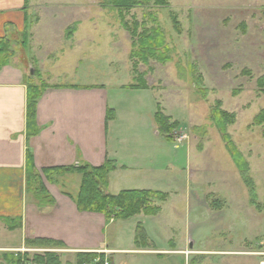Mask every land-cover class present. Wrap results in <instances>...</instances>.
Listing matches in <instances>:
<instances>
[{
	"label": "rangeland",
	"instance_id": "1",
	"mask_svg": "<svg viewBox=\"0 0 264 264\" xmlns=\"http://www.w3.org/2000/svg\"><path fill=\"white\" fill-rule=\"evenodd\" d=\"M74 1L75 15L66 3L33 0L20 30L8 23L11 39L2 37L11 43L9 62L29 66L33 80L106 85L111 106L123 117L111 129V147L118 146L126 163L135 162L138 150L149 157L146 165H157L152 185L169 194L160 214L117 219L103 230L111 246L129 248L142 221L152 239L146 247L117 252L114 263L264 264V121L255 122L264 110L258 86L264 76V0H140L132 9L108 0ZM157 30L166 61L131 57L141 34ZM134 68L152 91L117 87L140 83ZM157 102L175 123L173 142L156 133ZM217 104L233 114L228 132L249 163L258 205L212 119ZM112 184L113 192L126 187L117 178ZM100 234L96 228L91 237ZM49 251L59 254L61 264H77L75 251L30 246L0 254V264H38L36 256Z\"/></svg>",
	"mask_w": 264,
	"mask_h": 264
},
{
	"label": "crops",
	"instance_id": "2",
	"mask_svg": "<svg viewBox=\"0 0 264 264\" xmlns=\"http://www.w3.org/2000/svg\"><path fill=\"white\" fill-rule=\"evenodd\" d=\"M24 1L0 0V37L7 35L11 39L12 31L23 24L24 15H28L35 7L33 0H30L25 8ZM40 3H66V8L72 9L74 15L77 10L74 0H41ZM57 8L55 6L53 10ZM8 23L14 26L13 30L8 31ZM76 37L75 34L73 41ZM28 67L13 59L0 67V254L28 246V239L50 238L63 242V249L75 253H105L115 264L117 252L134 251L135 233L131 247L111 246L108 237L103 236V230L117 219L108 222L102 213L80 211L76 205L74 197L80 189V173H66L58 176L54 182L43 178L53 201L51 203L48 198L40 200L27 186L30 170L28 158L41 175L43 168L84 164L98 166L107 159L114 160L116 169L110 173L106 189L107 193L112 194L125 189L163 191L152 185L151 175L156 174L157 165L154 168L146 165L149 157L138 150L133 153L135 162L126 163L122 160L118 146L111 147V129L123 117L117 107L111 106L110 92L104 84L47 81L48 86L37 101L35 122H28V86H40L43 83L32 79ZM37 74L40 75V72ZM123 85L117 84V87L122 88ZM130 90L140 93L152 91L150 88ZM108 109L115 110L116 118L106 123ZM156 133L159 135L158 131ZM72 177H75L76 183L72 182ZM114 178L118 179V186L126 187L111 191ZM96 228H101L102 234L92 239V231Z\"/></svg>",
	"mask_w": 264,
	"mask_h": 264
},
{
	"label": "trees",
	"instance_id": "3",
	"mask_svg": "<svg viewBox=\"0 0 264 264\" xmlns=\"http://www.w3.org/2000/svg\"><path fill=\"white\" fill-rule=\"evenodd\" d=\"M143 1L148 2V0ZM108 2L110 5H117L121 9H132L142 5L140 0H108ZM157 2L162 3L165 2V0H157ZM28 3L29 0L24 1L25 8L28 6ZM27 28H25V34L27 33ZM136 30V27L132 28L133 33H136ZM161 42L162 40L160 39L158 30L152 34H148L147 31H144L139 39L138 50L131 52V57H138L142 59L144 63H147L150 57L165 62L166 60L162 55L163 53L160 51ZM24 44L27 47L26 41ZM11 56L12 50L10 40L6 37H0V67L7 64ZM134 65H136V63H134ZM134 71L140 79V83H131L123 87L126 89H148L149 86L144 80V73L137 72L136 68H134ZM47 86L48 84L46 82H43L40 86L35 84L28 86V122H35L37 101L42 91ZM258 86L261 90L263 89L264 92V76L259 78ZM157 105L154 119L158 127V132L168 142H173L176 140V137L172 134V131L175 129V123H171L170 118L163 114L160 103H157ZM107 112L106 123L116 118L114 109H108ZM211 113L215 126L224 142L225 149L229 153L232 162L241 173L244 183L249 187L252 203L255 204L256 200H254V198L256 197V190L254 181L248 174L249 163L239 151L232 136L228 132V126L233 122V114L224 111L220 104L214 106ZM262 121H264V110L261 111L255 119L256 123ZM28 164H30V170L27 174L28 189L33 191L35 195L43 201L49 196L43 178H46L50 182H54L58 176L66 173H80L82 175V181L79 192L74 197L78 209L84 212L102 213L108 222L115 219L127 220L141 213L156 216L162 211L161 204L169 197L167 192L152 189H125L117 194L107 193L106 189L109 186L110 173L116 169V162L110 159H107L103 164L98 166L84 164L43 168L41 170L43 175L35 170L29 158ZM52 201L53 200L50 199L51 203ZM255 205L258 204L256 203ZM134 241L137 246L146 247L148 245L149 238L141 222L136 226ZM26 244L35 248H63L65 246L63 242L50 238L28 239L26 240ZM44 255L45 256H36V262L38 264H61L60 256L57 252L49 251ZM76 256L77 264H105L107 260V255L105 253L98 252H78Z\"/></svg>",
	"mask_w": 264,
	"mask_h": 264
},
{
	"label": "built area",
	"instance_id": "4",
	"mask_svg": "<svg viewBox=\"0 0 264 264\" xmlns=\"http://www.w3.org/2000/svg\"><path fill=\"white\" fill-rule=\"evenodd\" d=\"M105 264H110L109 262H106Z\"/></svg>",
	"mask_w": 264,
	"mask_h": 264
},
{
	"label": "water",
	"instance_id": "5",
	"mask_svg": "<svg viewBox=\"0 0 264 264\" xmlns=\"http://www.w3.org/2000/svg\"><path fill=\"white\" fill-rule=\"evenodd\" d=\"M31 72L33 73V70H31Z\"/></svg>",
	"mask_w": 264,
	"mask_h": 264
}]
</instances>
